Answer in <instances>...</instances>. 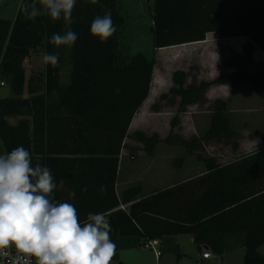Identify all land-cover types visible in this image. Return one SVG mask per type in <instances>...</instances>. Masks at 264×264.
<instances>
[{
    "label": "trees",
    "instance_id": "1",
    "mask_svg": "<svg viewBox=\"0 0 264 264\" xmlns=\"http://www.w3.org/2000/svg\"><path fill=\"white\" fill-rule=\"evenodd\" d=\"M31 0H24L14 20L0 17V76L7 79L15 98H0V141L5 152L23 146L51 169L63 190L54 198L74 204L81 221L88 213H105L110 237L119 250L159 240L167 252L181 259L174 237L191 235L196 247L216 255L239 245L245 248L244 264H264V148L227 164L203 158V175L142 197V186L117 193L120 157L126 148L132 122L151 91L156 60L137 54L128 59L120 42L124 18L119 0H77L72 30L78 39L72 47L57 48L49 41L65 31L63 19L31 18ZM111 11L116 32L106 42L90 34L95 16ZM210 32L221 39L246 37L245 58L255 47L264 52V0H155L153 38L155 50L204 41ZM58 53L57 67L45 65L42 74L27 78L24 60L32 51ZM225 64L236 71L196 86H186L187 73H173V86L160 96L180 97V109L196 105L213 85L246 83L264 99V75L250 72L245 59ZM68 72L66 78L65 73ZM4 82L5 81H1ZM6 84V83H5ZM27 91V97H23ZM226 103L214 106L208 130L186 143L190 151L201 141L236 138ZM179 124L178 116L172 127ZM135 137L153 155L163 140L141 131ZM164 142L172 143L171 136ZM233 147L237 143L233 142ZM0 154H4L0 147ZM182 164V159H180ZM105 185L106 193L99 188ZM87 187V192L82 189ZM68 190L76 195L69 198ZM123 207V208H121ZM114 256V257H115Z\"/></svg>",
    "mask_w": 264,
    "mask_h": 264
},
{
    "label": "rangeland",
    "instance_id": "2",
    "mask_svg": "<svg viewBox=\"0 0 264 264\" xmlns=\"http://www.w3.org/2000/svg\"><path fill=\"white\" fill-rule=\"evenodd\" d=\"M5 1L8 4H4L3 8L0 9V17L14 20L24 0ZM154 5L155 0H119V7L124 18V25L120 29V42L125 48L123 54L128 59L137 54L145 55L148 60L156 58L153 38ZM43 53L40 50L32 51L31 55L24 60L27 78L44 72ZM173 67L174 65L167 67L168 71L165 77L169 81L172 71L178 66ZM256 68L260 69L256 64H250L251 70ZM159 72H161L160 69ZM67 74L68 72L65 73V78ZM2 80L5 81L6 85H0V98H15L16 95L8 80L0 76V82ZM237 90L244 91V104L250 105L254 109L252 112L241 116V122L251 125V129L263 134L264 112L262 105L264 99L256 95L251 86L246 83L240 84ZM27 96L29 95L25 91L23 97ZM212 107V104L208 105V102L202 100L197 106L187 110V108L180 109V101L175 97H169L165 101H161L160 98L148 99L141 112V115L144 116V124L141 127L132 125L130 135L126 139L120 181L124 180L132 186L138 185V183L143 186L158 175L163 178L162 187H166L193 177L199 173L197 171L199 168L202 170L206 168L202 161L203 158L214 157L219 161L227 162L237 157L239 154L234 151L235 148L233 147V142H237L236 138L234 141H226L224 137L212 141H201L199 149L195 151H190L186 146V143L199 139L208 130L211 115L203 114V112H208V109H212ZM194 114L197 115L194 117ZM175 116H178L179 124L173 128L172 119ZM137 131H141L147 136L156 134L163 140L157 144L153 155L147 154L146 145L135 137ZM168 136H171L172 143L164 142ZM0 147L5 153L1 141ZM180 159L183 160L182 164H180ZM189 238L190 236L186 238V242L183 241L184 251L187 255H183L178 260L175 255L165 254L160 264H200L197 259L196 248L193 243H190L192 241ZM260 252L264 254V246L260 248ZM244 255L245 249L239 248L237 251L219 256L218 259L214 257V261L207 264H244ZM126 259L131 264H140L141 261H147L149 264L158 262L152 250L144 245H138L119 250L111 264H119L121 260L125 261Z\"/></svg>",
    "mask_w": 264,
    "mask_h": 264
},
{
    "label": "clouds",
    "instance_id": "3",
    "mask_svg": "<svg viewBox=\"0 0 264 264\" xmlns=\"http://www.w3.org/2000/svg\"><path fill=\"white\" fill-rule=\"evenodd\" d=\"M76 2L31 0L30 11L26 6L22 10L31 18L63 19L64 33H54L49 42L57 48L72 47L78 39L71 27ZM115 32L110 10L95 16L90 24V34L102 43ZM42 61L55 68L59 54L44 52ZM64 186L65 180L57 184L49 167L39 161L33 166L32 155L23 146L0 154V250L14 246L35 258V264H111L117 246L110 237L105 213H88L81 221L74 204L54 198L55 191ZM106 191V186L101 185L99 192ZM75 195L74 190H68L69 198Z\"/></svg>",
    "mask_w": 264,
    "mask_h": 264
},
{
    "label": "crops",
    "instance_id": "4",
    "mask_svg": "<svg viewBox=\"0 0 264 264\" xmlns=\"http://www.w3.org/2000/svg\"><path fill=\"white\" fill-rule=\"evenodd\" d=\"M4 4H8V2H6L5 0H0V9L3 8ZM247 41L248 39L246 37H231V38L221 39L217 32H210L206 35V39L204 41L187 43V44L176 45V46H171V47H165V48L156 50L155 59L157 62H156L155 69H154L153 81L151 83V91H150V95L148 99L149 100L156 99V98L159 99L162 94L168 93L170 88L173 86V81H172L173 73L177 70H182L187 73V81H186L187 87L196 86L202 82H208V81L214 80L215 78L223 74L233 73L236 71V68L227 66L225 64V61L232 59L236 56L241 57L246 60L248 64V69L251 73L254 71H260L264 75V52H262L259 48L255 47L253 55L248 59L245 58L244 45ZM251 63L259 66L260 69L256 68L254 70H251L250 69ZM183 64L184 66H182ZM172 65H174V67L176 66L178 67H176L172 71V76L169 81L165 76L168 71L167 67L172 66ZM159 69L161 70V72H159ZM240 84L235 85V86H232L230 84L213 85L209 87L203 93L202 98H201V101L202 100L206 101V103L208 102V105L212 104L213 106L212 109L209 108L208 112H203V114L212 115L214 106L218 102L226 103L228 107L227 115L230 119V126L236 133V140H237L236 142L237 147L234 149V151L238 152L239 155L233 158L232 160H228L227 162L223 160L219 161L216 158L217 162L222 165L241 158L242 157L241 155L250 154L258 149L264 148V133L261 134L255 131V129H251V125L244 124V122H241L240 120L241 116L247 113H250L254 110L253 108L250 107V105L247 106L244 104V100H245L244 91L237 90V87H239ZM225 85H227L228 88L225 87ZM169 97H175L179 101L181 100L180 97H177V96L170 95ZM146 102L144 103V105L146 104ZM198 104L187 106L186 108L188 110L192 107L197 106ZM143 106L139 110V112L136 114L132 122L133 126L135 125L136 127H141L144 124L143 122L144 116L141 115ZM262 106H263L262 111L264 112V104ZM196 115L197 114H194V117ZM132 125H131V128L133 127ZM222 137L223 136H221L220 138ZM226 141H231V140L226 139ZM124 150L122 151V155L120 157L121 160H120V166H119V174H118V180L116 184V189H117L118 194H121L125 189L132 186L124 180L120 181V176L122 175L121 173L123 171L122 156H123ZM197 171L199 173H196L193 177H189L183 181H180L172 185H168L166 187H162L161 183H163L162 181L163 178H160L161 176H158V175H156L154 179L150 180L147 184L143 186L142 184L138 183V185L142 186L143 193H141V196L148 197L154 194L157 190L169 188L176 184L191 180L199 175H203L206 171V168H203V170L202 168L201 169L199 168ZM122 185H125V186H122ZM188 236H190L189 239L190 241H192L190 243H193L194 247L196 248L197 259L200 262V264L212 263L214 261L213 259L207 260V259L202 258V254L204 252L208 250L211 251V250L208 247H203L201 250H199L196 247L194 239L191 235H178L174 237V242L178 245L182 256L187 255V253L184 251L183 241L186 242L187 241L186 238ZM166 248L167 246L161 243V250L163 252V255L161 259L159 260V263L157 262L156 264L161 263L162 258L165 254H172V253L167 252L165 250ZM239 248H244V247L239 245L238 247L232 250L225 251L222 255L237 251ZM211 253L217 259L219 256H222V255H216L212 251ZM119 264H131V263L128 259H126L125 261L121 260ZM140 264H149V263H147V261L146 262L141 261ZM151 264H155V263L151 262Z\"/></svg>",
    "mask_w": 264,
    "mask_h": 264
},
{
    "label": "built area",
    "instance_id": "5",
    "mask_svg": "<svg viewBox=\"0 0 264 264\" xmlns=\"http://www.w3.org/2000/svg\"><path fill=\"white\" fill-rule=\"evenodd\" d=\"M1 86H5L4 82H0ZM144 246L154 252L156 259H161L163 252L161 250V242L157 239L146 241ZM203 259H214L211 251H206L202 254ZM0 264H35V258L28 257L27 255L19 252L14 246L0 250Z\"/></svg>",
    "mask_w": 264,
    "mask_h": 264
}]
</instances>
